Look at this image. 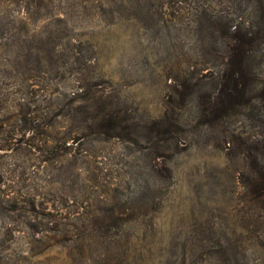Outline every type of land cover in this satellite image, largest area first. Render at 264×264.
Here are the masks:
<instances>
[{
	"label": "rangeland",
	"instance_id": "374dc122",
	"mask_svg": "<svg viewBox=\"0 0 264 264\" xmlns=\"http://www.w3.org/2000/svg\"><path fill=\"white\" fill-rule=\"evenodd\" d=\"M236 27L261 36L246 100L212 119ZM246 151L264 0H0V264H264Z\"/></svg>",
	"mask_w": 264,
	"mask_h": 264
},
{
	"label": "trees",
	"instance_id": "16d2710c",
	"mask_svg": "<svg viewBox=\"0 0 264 264\" xmlns=\"http://www.w3.org/2000/svg\"><path fill=\"white\" fill-rule=\"evenodd\" d=\"M257 33L258 31H256V35H258ZM230 34L225 45L226 55L222 62V71L215 81L217 92L214 98L207 102L205 106L206 116L212 119L224 117L238 110V108L243 107L246 100V80L248 71H250L248 67L250 68L251 61L257 56L260 46L261 36L252 37L251 34L244 29L236 27ZM101 124L103 125L104 121H102ZM154 124H156V127H153L154 129L147 128L145 134L153 132L155 134L159 133L167 136L172 133V131H170L172 129L170 123H167L163 128L160 126L162 122H154ZM103 126H105V124ZM103 128L105 129V127ZM135 128L137 130V127ZM128 129L127 126H121L120 130L122 131H120L118 129V124H116L107 130L105 129L104 134L113 138L122 133L126 134L125 132ZM254 152L255 154L253 155L246 151V157L249 159V162H255L254 167H252L251 163V170L247 176L246 187L249 193L259 196V194H264V155L261 151Z\"/></svg>",
	"mask_w": 264,
	"mask_h": 264
}]
</instances>
